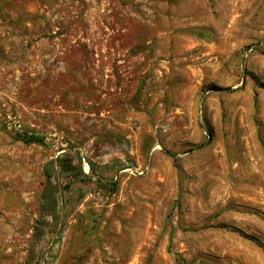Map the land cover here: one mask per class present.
<instances>
[{"label": "rangeland", "instance_id": "rangeland-1", "mask_svg": "<svg viewBox=\"0 0 264 264\" xmlns=\"http://www.w3.org/2000/svg\"><path fill=\"white\" fill-rule=\"evenodd\" d=\"M27 263L264 264V0H0V264Z\"/></svg>", "mask_w": 264, "mask_h": 264}, {"label": "trees", "instance_id": "trees-1", "mask_svg": "<svg viewBox=\"0 0 264 264\" xmlns=\"http://www.w3.org/2000/svg\"><path fill=\"white\" fill-rule=\"evenodd\" d=\"M17 137L19 139H21L23 142L25 143H31V142H36V143H43L44 139L43 137L36 135L34 133H30V134H18ZM67 155H63V157H61L59 159V166L61 168V170L68 172L70 174V177L72 179H75L76 176H85L82 173V170L78 167H74L72 164V159H68ZM116 185L117 183L115 181L110 182V190L114 191L116 189ZM219 227L228 229V230H235L234 227L228 226L227 224L221 223L220 225H218ZM30 264V263H27Z\"/></svg>", "mask_w": 264, "mask_h": 264}]
</instances>
